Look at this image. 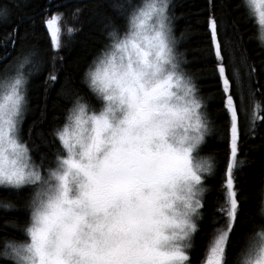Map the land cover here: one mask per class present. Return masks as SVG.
<instances>
[{
    "label": "clouds",
    "instance_id": "9594fccd",
    "mask_svg": "<svg viewBox=\"0 0 264 264\" xmlns=\"http://www.w3.org/2000/svg\"><path fill=\"white\" fill-rule=\"evenodd\" d=\"M240 2L264 48V0ZM127 3L124 27L105 26L106 42L81 74L92 99L74 95L51 131L58 147L49 162L23 136L38 53L0 73V188L31 189L26 221L5 222L21 237H0L10 264H192L218 166L201 151L214 134L209 100L185 67L173 0ZM60 26L63 48L80 28L64 16ZM252 104L264 111V101ZM17 207L0 199V210ZM256 215L232 257L231 231L214 224L199 264H264V187Z\"/></svg>",
    "mask_w": 264,
    "mask_h": 264
},
{
    "label": "trees",
    "instance_id": "16d2710c",
    "mask_svg": "<svg viewBox=\"0 0 264 264\" xmlns=\"http://www.w3.org/2000/svg\"><path fill=\"white\" fill-rule=\"evenodd\" d=\"M129 7L127 0H0V13L7 12V18L0 19V73L9 71L17 57L29 50L38 53L42 63V68L35 66L39 74L29 84L31 106L23 125V136L37 149L33 153L37 160L42 154L46 163L51 160L58 147L51 131L61 122L71 98L82 93L92 99L81 83V74L106 42L105 26L111 22L123 28ZM172 10L177 17L175 30L182 41L180 47L188 60L185 67L197 77L202 93L209 100L208 112L214 126V134L201 150L213 153L218 166L214 176L207 180L211 190L204 202V220L192 251V264H199L207 233L214 224L224 223L219 209L226 196L223 180L230 155V115L223 107L222 83L215 69L214 52L209 50L207 18L211 14L218 21L226 75L231 81L241 132L238 157L242 166L235 170L240 206L230 236L229 257L235 255L244 234L259 222L256 210L259 190L264 187V119H261L264 111L257 110V118L252 119L256 111L252 101H264V71L261 70L264 48L250 38L255 28L240 0H173ZM56 13L63 14L80 28L74 37L66 38V46L59 51L51 48L45 23ZM251 68L256 69L252 79L245 74V69ZM51 75H56L57 80L51 81ZM30 191L29 188L19 191L0 188V199L15 201L19 206L13 211L0 210V237H21L20 232L5 222L23 224L26 221L23 205ZM0 264L10 262L0 259Z\"/></svg>",
    "mask_w": 264,
    "mask_h": 264
},
{
    "label": "snow or ice",
    "instance_id": "6c2138e0",
    "mask_svg": "<svg viewBox=\"0 0 264 264\" xmlns=\"http://www.w3.org/2000/svg\"><path fill=\"white\" fill-rule=\"evenodd\" d=\"M79 11V9H77ZM0 15L7 16V12L0 13ZM63 14L56 13L45 20L47 25L48 33L50 35V46L52 49L59 51L61 49V18ZM207 27L210 32V52H214L215 57V69L218 72L219 82L222 83V103L223 107L227 109V113L230 115V155L228 156L226 163L225 179L223 180L224 191L226 193L224 203L219 209L224 215V225L227 231L233 232V226L237 221L238 208L240 206V200L238 197L236 187V169L237 165L242 164V161L238 157L239 145L238 142L241 138V132L238 127V109L234 103V96L231 94V81L228 75H226V66L224 63L225 57L223 55V47L221 39L219 38V27L218 21L210 14L207 18ZM72 31L71 28L68 29ZM264 71V68L261 69ZM256 72L255 68L250 70L245 69V74L252 79L253 73ZM240 75L239 72L236 73ZM51 81H56L57 76L51 75ZM264 86V85H262ZM258 113L254 112V115ZM264 119V117H261Z\"/></svg>",
    "mask_w": 264,
    "mask_h": 264
},
{
    "label": "rangeland",
    "instance_id": "374dc122",
    "mask_svg": "<svg viewBox=\"0 0 264 264\" xmlns=\"http://www.w3.org/2000/svg\"><path fill=\"white\" fill-rule=\"evenodd\" d=\"M255 112L258 113L257 110H256ZM257 116H258V114H257V115H254V114H253L252 119H256Z\"/></svg>",
    "mask_w": 264,
    "mask_h": 264
},
{
    "label": "water",
    "instance_id": "95a60500",
    "mask_svg": "<svg viewBox=\"0 0 264 264\" xmlns=\"http://www.w3.org/2000/svg\"><path fill=\"white\" fill-rule=\"evenodd\" d=\"M48 30V29H47Z\"/></svg>",
    "mask_w": 264,
    "mask_h": 264
}]
</instances>
